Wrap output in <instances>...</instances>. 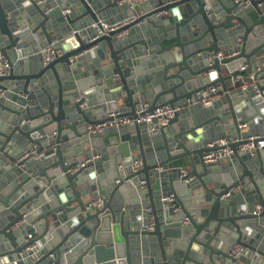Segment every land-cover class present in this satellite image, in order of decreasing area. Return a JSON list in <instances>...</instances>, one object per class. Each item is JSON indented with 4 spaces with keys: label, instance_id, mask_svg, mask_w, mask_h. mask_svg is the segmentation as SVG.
<instances>
[{
    "label": "water",
    "instance_id": "water-1",
    "mask_svg": "<svg viewBox=\"0 0 264 264\" xmlns=\"http://www.w3.org/2000/svg\"><path fill=\"white\" fill-rule=\"evenodd\" d=\"M24 4L31 16L0 0V53L10 65L0 77V264H264V147L240 151L255 120V144L264 141V95L255 97L264 90V0H144L134 9L122 0H63L71 9L62 35L57 11L46 13L36 0ZM120 9L129 11L118 19L138 15L120 30L140 38L126 42L118 30L93 39L91 24ZM35 34L47 43L63 36L64 53L43 66L16 64ZM222 46L237 53L209 59ZM252 77L256 87H245ZM211 88L217 93H207ZM79 93L86 97L77 100ZM209 95L228 104L216 117L225 125L220 133L202 132L212 119L191 117L190 105ZM139 102L180 109L153 130L136 123L104 135L88 131L111 111L135 116ZM219 136L231 140L233 154L207 163ZM134 158L143 161L137 171ZM181 168L190 169L182 175ZM166 194L179 210L161 201ZM98 195L104 206L88 209L87 198ZM146 195L153 229L131 207L140 208ZM147 236L151 248L140 247ZM33 244L35 261L27 250ZM234 244L244 246L238 256Z\"/></svg>",
    "mask_w": 264,
    "mask_h": 264
},
{
    "label": "built area",
    "instance_id": "built-area-1",
    "mask_svg": "<svg viewBox=\"0 0 264 264\" xmlns=\"http://www.w3.org/2000/svg\"><path fill=\"white\" fill-rule=\"evenodd\" d=\"M38 3H43V0H36ZM144 0H122V2H127L130 6V9H134L138 3L143 2ZM66 10V9H65ZM46 13L52 12V7L45 6ZM64 14H67V11H64ZM138 18L137 14H130L128 16H125L123 18L114 20V21H106L104 19H99V21L94 22L91 24V26L95 29H98L97 35L93 37V39H96L101 34H109L112 31H118L122 29L124 26L130 24L131 22L135 21ZM128 29L120 30L116 33V36L119 38H123ZM64 53L63 47L59 43H48L44 46L42 49V55H43V61L45 64L50 63L57 57L61 56ZM237 52L231 51L226 52L225 50H219L216 54H210L209 59L213 60L215 58L217 59H223L225 57L233 56ZM9 59L8 57L0 53V77L6 75L9 72ZM254 86L256 87L255 81L252 80L251 82H247L245 87ZM218 91V88H211L209 90V94H216ZM5 90L0 88V99L4 97ZM208 95V94H206ZM264 95V90L260 91L257 90L255 97H260ZM86 97L82 93L77 95L76 99L80 100L81 98ZM213 96L209 95L201 100V102L205 105H212L213 104ZM180 109L179 106H173L170 104H164L155 107L154 109H150V104L147 102H139L136 104V115L135 116H128V115H122L121 111H111L110 116L111 118L103 121L98 124H91L88 125L87 129L90 133H103L109 128H121L124 126H130L134 125L136 123H145L150 130H153L159 126H163L168 124L170 119H172L175 115V113ZM157 120L155 123L154 120ZM259 135H251L248 137V142L241 144L240 151L241 152H249V153H255L256 148H263L264 147V141L259 140L258 144H255V140L258 139ZM238 139L235 138V141ZM231 140L227 137H220L216 139L211 145L217 146L218 148L215 150L208 151L204 155V160L207 163H213L216 162L219 159H225L228 158L230 155L233 154V149L229 145ZM40 157V156H38ZM88 160H86L84 163H86ZM143 165V161L140 158H135L131 164L132 169L134 171L139 170ZM189 172L188 168H181V174L186 175ZM189 181V179H186ZM145 185V180H140V186ZM162 202H172L173 206L176 210H179V207L176 206L175 197L173 194H166L161 197ZM105 204V198L103 195H98L92 200L87 202V208L88 209H100ZM145 219L148 221L147 224L143 227L145 229H153L154 228V214L153 209L150 205H146L145 207ZM185 223L188 222L187 219L184 221ZM28 251H34L33 260H37L39 258V254L37 253L38 247L36 244H33L27 248ZM244 250V246L241 244H234L231 248V254L234 256H238L242 251Z\"/></svg>",
    "mask_w": 264,
    "mask_h": 264
},
{
    "label": "crops",
    "instance_id": "crops-1",
    "mask_svg": "<svg viewBox=\"0 0 264 264\" xmlns=\"http://www.w3.org/2000/svg\"><path fill=\"white\" fill-rule=\"evenodd\" d=\"M11 1H14L17 5V11H18V15L22 16L23 14H29L31 16L32 13H28V12H31L30 11V4H24L26 0H11ZM43 3L45 6H49V7H52V11H57L59 13V18H56V21L54 22V25H57L58 28H59V33L62 35L63 32H65V18L63 15H65L64 11H67V13H70V6H67L66 8L63 6V0H43ZM66 9V10H65ZM129 11V9H126V10H116V11H112L111 13V16L109 17H102V19H107V20H116L118 19L119 17L123 16L124 14H127V12ZM28 15V16H29ZM29 16V17H30ZM63 16V17H62ZM164 18L166 17H169V13H166L164 12V14L162 15ZM166 25V24H165ZM20 28H24L26 29L28 27V24L25 23L24 21H21L20 22ZM166 29L167 30H170L171 29V25L170 24H167L166 25ZM51 34H54V29H51ZM56 33V32H55ZM140 34V32L136 31V32H132V29H128L126 35L122 38V40L126 41V42H133L135 40H138L140 37L138 36ZM63 36L60 37V35L58 36V38L53 41L54 43H61L63 41ZM48 44L46 42V40L43 38L41 39L39 35L35 34V37L33 39H30V40H26L25 42V45H28L30 46L29 47V52L25 55H23L22 57L20 56H17L15 55L14 57V62L17 64L19 61H21L22 59H27L28 61L30 60H33L31 61L33 63V67L35 65H45L44 61H43V55H42V49L44 48V46ZM22 45H24V43H22ZM221 49H225L223 46ZM16 53V52H15ZM84 68V67H83ZM147 72V71H145ZM148 73V72H147ZM5 83V82H3ZM13 91V90H11ZM153 89L152 88H149L148 89V92L152 93ZM14 93V91L12 92ZM15 93H18V92H15ZM80 94V93H79ZM19 95V94H17ZM21 96V95H19ZM23 97H26L25 95ZM213 99V104L212 105H205L203 104L201 101L199 102H194L190 105V107H192L194 110L192 111V119L194 120H197L198 122H204V121H208V120H211L209 121V123H207V128L206 127H203L201 128L202 132H209V131H213L215 133H220L222 132L225 127L224 125V122L217 119V115L221 116L222 113L219 111V109H222V107H227L228 104H224L222 105L221 103V100L224 99V96L223 95H217V96H213L212 97ZM12 100V99H11ZM149 103V102H147ZM123 109H126V108H123ZM108 112V111H107ZM232 121V120H230ZM241 127L245 130V131H248L250 129V123H243L241 125ZM261 129V121L260 120H255L253 121V132H252V135H260V130ZM234 129L230 128V129H227V133H233ZM106 132V131H105ZM104 132V133H105ZM103 134V133H102ZM104 135V134H103ZM220 137H223V136H219V137H215L214 140L220 138ZM225 137V136H224ZM135 159V158H134ZM231 162H228L225 160L224 164L225 165H228L230 164ZM190 169V168H188ZM156 192V191H155ZM158 195V192L157 194ZM94 197H89L87 198L86 201H90L92 200ZM160 199V198H159ZM120 199H116V203L118 204ZM141 206L140 208H135V204H131V207L132 209L134 210V212H136V216H143V218H145V207L146 205H150L149 202H148V196H144L141 198ZM147 201V202H146ZM159 215L160 217L161 216H164V213H163V206H159ZM129 212L128 215H132V213L130 211H127ZM135 214L132 215V217H134ZM4 215H2L1 213V210H0V221H3ZM263 234V238H264V232L262 233ZM153 237L151 236H147L146 238H142V243L140 242V247H141V244H143V242H146L147 244V247L151 248V245H152V242H151V239ZM2 240V238L0 239V241ZM2 243H0V246H1ZM133 252H135V250H133ZM137 264H143V263H137Z\"/></svg>",
    "mask_w": 264,
    "mask_h": 264
}]
</instances>
